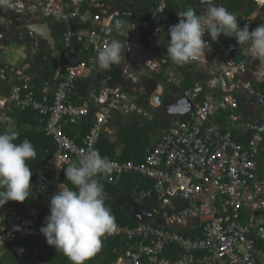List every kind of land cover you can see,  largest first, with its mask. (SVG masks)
I'll list each match as a JSON object with an SVG mask.
<instances>
[{
    "label": "built area",
    "instance_id": "1",
    "mask_svg": "<svg viewBox=\"0 0 264 264\" xmlns=\"http://www.w3.org/2000/svg\"><path fill=\"white\" fill-rule=\"evenodd\" d=\"M253 1L258 8L264 7V0ZM150 2V17L139 22L130 20L122 33L113 30L114 20L123 16V11H133L138 0H16L17 6L8 8L16 14V24H21L22 19H52L64 27L55 76L58 82L52 86L44 83L38 89L24 65L4 63L0 68V83L8 76L11 88L9 95L0 99V105L6 111L15 107L39 112L46 119L41 130L56 143V150L30 180L31 194H35L39 209H50V200L57 193L48 191V177L65 173L66 167L77 162L85 151L96 149L114 113L152 120L148 110L134 98V94L149 88L150 81L143 76L146 74L133 71L136 67L158 73L168 63L154 54L165 42L163 27L156 23L144 36L153 20L165 13L168 0ZM119 4L126 9L119 8ZM0 24L8 27L12 22L0 17ZM30 37L35 40V51L42 47L31 33ZM112 39L123 43L125 59L111 70L101 69L95 57ZM6 41V34L0 32V50L4 52H8ZM29 55L32 59L34 54ZM233 63L230 61V71L225 73L227 81L236 79ZM112 70L119 72L118 82L110 81L104 86L103 78ZM90 76L102 80L93 82L83 97L75 91V81ZM181 80L179 73L167 71L169 83L176 85ZM244 88L251 91L249 84ZM153 96L148 99V107L157 109ZM202 99L185 121L181 117L168 118L171 120L167 129L156 137L143 162L110 161L111 170L104 175L107 182L134 175L150 183L158 202V209L153 211L163 219V226L152 220L132 228L117 227L106 234L102 240L121 237L125 241L126 249L115 264H264V174L258 170L264 136L254 133L243 144L232 132L218 126L216 117L220 112L234 113L238 109L237 98L231 93H208ZM83 119L89 124L88 130L82 135L67 136L65 126H78ZM3 120H7L5 116ZM147 196L142 193L138 201ZM5 209L0 208V237L6 241L40 231L37 225L28 227V217H20L12 210L6 213ZM7 214L15 217L14 223L7 222ZM3 221L8 225L5 230ZM14 229L18 230L13 232ZM170 248L178 250V256L166 255Z\"/></svg>",
    "mask_w": 264,
    "mask_h": 264
},
{
    "label": "clouds",
    "instance_id": "2",
    "mask_svg": "<svg viewBox=\"0 0 264 264\" xmlns=\"http://www.w3.org/2000/svg\"><path fill=\"white\" fill-rule=\"evenodd\" d=\"M251 1L256 7V11L258 10L264 14V7L258 8L254 1ZM200 2L206 4L203 5V8H207L205 12L197 14L193 8L188 7L186 10L179 11V22L169 27L168 35L170 39L167 42V38L165 37L164 43L166 44L167 42L166 52L173 63L178 66L197 62L205 63L207 54L211 52L213 41H216L221 35L235 38L246 56L251 52L256 57H264V24L249 31L247 25L243 28L240 27L234 12L228 11L224 6H218L215 0H200ZM16 6V0H0V17L12 22V25L8 27H3L0 24V32L4 30L3 33L6 34L7 41H14L21 46H25L23 48L25 51H29L30 47L34 48V45H27L8 37L15 27L17 29L25 27L24 20L30 23L47 22L52 30L53 39H55L53 24H56V22H53L52 19H22L21 24L14 23L13 19L16 17V14H13L8 8L14 9ZM129 23L128 20L116 18L113 23V30L122 33L126 30ZM30 33L33 35L32 32H29V37ZM33 37L35 36L33 35ZM30 40L32 43L35 41L31 37ZM0 49H2L1 46ZM122 50L123 43L117 39H112L98 50L95 62L99 68L105 70H111L113 65L120 66L118 64L122 59H125V56H122ZM163 58L167 59L168 63L158 73L148 72L147 76L143 75L150 81L149 88L152 84L156 83V93L158 87H162L163 84L151 79L153 75H158L165 70V83L172 84L167 81V71H171L172 68L169 66L168 58ZM231 61L234 62V58ZM233 64L235 67V62ZM259 68H261L260 63ZM260 71L261 69L255 70L252 73L253 76L264 78V70ZM223 79L224 84L222 88L224 89V85L227 86L228 81L225 75ZM183 81L181 80L179 84L172 85L179 86ZM183 92L185 94L187 91ZM144 93L145 91L138 94H141L142 97ZM148 99H145L147 103ZM0 107L2 106L0 105ZM5 114L6 108L3 110L2 115H0V123L1 121L4 123ZM14 127L15 125L12 123L7 128L8 131L0 132V208L9 201L23 203L31 194L30 180L32 172L28 166V161L36 158L37 151L33 143L27 138L17 143L20 134L18 131H12ZM110 170L111 162L107 157L101 156L100 152L95 148L88 149L77 162H73L70 166L66 167V180L72 187L60 184L59 190L56 191L57 193L50 200V215L45 218L44 226L40 228V232L46 238L47 244L63 253L71 261V264H85L89 258L101 249L102 238L106 234L114 232L117 228L115 217L111 209L106 205L107 194L105 193L104 186L97 178L107 175ZM134 203L143 205L140 200ZM122 210H128L130 216V209ZM152 220L157 225L155 217L146 222ZM28 221L31 220L28 219ZM157 226H163V222ZM29 236L33 235L22 237L28 238ZM0 245H3V237H0ZM21 251L23 250L21 249Z\"/></svg>",
    "mask_w": 264,
    "mask_h": 264
},
{
    "label": "trees",
    "instance_id": "3",
    "mask_svg": "<svg viewBox=\"0 0 264 264\" xmlns=\"http://www.w3.org/2000/svg\"><path fill=\"white\" fill-rule=\"evenodd\" d=\"M150 1L151 0H138L136 7L131 8L137 16L140 15L141 20L145 21L150 17V11L153 7V5L150 4ZM193 3V0H168L165 13L162 16L158 15L156 19H159L160 24H162L163 28H166V31L168 32L170 26L179 22L178 13L181 11L180 6H185L186 8ZM221 6H224L229 11L230 9H237L238 7L244 6L242 8H246L244 14L247 16L256 10V7L251 0H221ZM119 8L126 9L122 4H119ZM194 10L197 14H201L203 7L197 6ZM81 11L85 12L86 9L83 8ZM117 18L130 21L125 16H119ZM156 19L153 20L149 27L150 29L148 28L144 36H147L151 27L157 23ZM240 24L241 23H239V25ZM240 27L243 28L241 25ZM62 31H64V27L60 22L56 21V24H53V33L55 36L54 49L51 50L44 46L37 48L36 51L33 52L34 55L32 56V62L30 57L25 62L32 76L31 82L36 84L38 89H41L44 83L52 86L53 83L58 82V80L55 79V76L57 68L60 66L58 57L60 58L63 49V45L60 41ZM165 48V45H161L156 50L155 54L160 58L166 57L167 52ZM3 64L4 63L0 64V68ZM178 68L181 69L185 78V83L181 86V89L183 91H188L191 83V78L187 77L188 70L185 72V69L182 68V66H178ZM165 74L166 71L163 70L160 74L153 75L151 79L163 84L166 81ZM8 79L9 77L5 76L0 83V87L4 86L1 95L6 96L10 93L11 88L8 85ZM101 80V77L95 76H90L83 80H77L74 85L75 91L78 92L79 95L85 97L88 94V88L92 86L93 82H100ZM164 89L166 92L167 88L164 87ZM37 98H41L39 93L37 94ZM137 104L148 110L153 119L146 120L136 115L123 116L119 114V112L114 113L112 115L113 118L109 120L107 124L106 128L108 130L100 137L98 145L96 146V150L100 152L101 156L107 157L109 161L114 160L120 163L143 162L148 154L147 152L152 147V137H158L168 127L171 119H158V110L148 107L147 100L138 96ZM3 110H5V108L0 107V115H2ZM5 117L7 120L3 124L0 123V132L7 131V128L13 123L16 129L12 131H18L20 134L17 143L27 138L36 148V158L28 161V166L32 172V180L45 164L46 159L56 150L55 140L41 130V126H44L46 119L35 110H21L12 107L10 110L6 111ZM187 118L188 116H184L179 119L185 121ZM88 127L89 124L87 123V120L83 119L78 126H65L64 131L67 136L75 137L78 136V134L82 135L85 133L88 130ZM225 129L226 128H223L222 130L224 131ZM97 178L104 186L105 193L107 194L106 205L111 209L117 227L123 228L124 226H128L132 228L137 226L136 222L130 218L128 210H122L118 206L119 201L128 200L137 202L140 195L146 193L148 196L145 199L140 200L143 206L151 210L158 209V202L151 191L150 183L141 180L139 177L134 175H124L115 183H108L104 175ZM60 184H66L68 187H72V185L66 180L65 173L58 175L51 174L48 177V191H58ZM34 195L35 194H30V197L23 203L9 201L4 207L8 210L14 211L16 215L23 218L34 214L37 210L40 211L41 215L35 219L39 222L37 226L40 229L45 223L43 219L50 215V209L43 206L39 209V205ZM37 239H41L47 244L46 238L40 231ZM105 240H102L101 249L89 258L85 264H115L119 256L126 249L125 241L121 237H117L116 239H109L108 237L106 243H104ZM50 247L55 250V252H45L44 246L39 245L34 237L21 238L13 242L5 241L4 244L0 246V264H23L25 260H29L30 264H71V261L63 253L57 251L52 246ZM21 249L23 251H21ZM168 250H170V252H166V255L174 254L175 257L178 256V250H175V252L174 248L173 250L172 248Z\"/></svg>",
    "mask_w": 264,
    "mask_h": 264
},
{
    "label": "crops",
    "instance_id": "4",
    "mask_svg": "<svg viewBox=\"0 0 264 264\" xmlns=\"http://www.w3.org/2000/svg\"><path fill=\"white\" fill-rule=\"evenodd\" d=\"M193 2L194 3L191 6L190 5L188 6L195 9L197 6L194 0ZM216 4L218 6H221V0L216 1ZM242 7H238L237 9H230V12H234L236 14L238 23H241L240 25L242 27L247 25L249 27V31H252L257 26L264 24V14L260 13L258 10L257 11L255 10L252 14L247 16L244 14L246 8H242ZM187 8L188 7L185 8V6H180L181 11ZM206 9L207 8H203L201 13L205 12ZM136 18L138 20H141L140 15L138 17L136 15ZM156 22L160 24L159 19H156ZM160 25L162 26V24ZM163 30H164V35H162L163 40H165L166 37L168 42L170 36L168 35L166 28H163ZM167 42L166 44L164 42L162 43L163 45H165L166 47L165 49H167ZM227 52L231 54L232 58L230 59V61L233 60V58L235 59L237 55L246 56L244 52L241 50L240 46L237 44L235 38L221 35L216 41H213V46H211V52L207 54L205 63H200V62L189 63L182 66V68L185 69V72L188 70L187 77L191 78L190 88L187 92H185V96L192 99L194 101L195 106L203 101L202 99L203 96H205V94L208 92H212L215 95H220L224 93L222 88L224 84L223 77L226 72L230 71L229 68L230 61L228 64H226L222 61L223 60L222 58ZM166 57L169 60V66L172 68V70H175V73H179L182 77V80H184L182 84L178 86L179 88L172 86V84H167V83H163L162 87H158L157 93H160L161 96H163L167 100V99H174L176 98L175 94L181 93L178 89H181V86L185 83V78L181 72V69L178 68V65L173 63L172 60L168 57V55ZM246 59L248 62L250 60L252 61L256 59L259 60L261 68L258 67L255 68V70L261 69L260 72L264 70L262 69L264 67V57H256L252 55L251 52H249V54L246 56ZM4 63H8V62H4ZM23 65L27 67L25 62H23ZM241 69L244 70V74L240 75ZM232 72L235 74L236 79L234 81H228L226 89L229 90V92L237 98L236 100L239 103L238 109L234 113H231L230 111H225L223 113H220L216 118V123L220 128L222 129L226 128L225 129L226 131L232 132L233 136L238 142L245 144L254 133H261L264 136V131L261 132L255 129V127L260 128L263 125L261 119L262 116L264 115L263 114L264 107L260 108V106H264V103L260 104L261 102L259 103L258 99L260 97V94L264 90V88H260V85L264 83V78L254 77L252 74L251 67L248 66L244 67V65L241 66L236 65L232 69ZM27 74L31 76L28 67H27ZM245 84H249L250 86L255 85V91L254 92L247 91L244 88ZM3 87H0V99L3 97H7L9 95V94L6 96L1 95V91ZM163 87L167 88L166 92ZM201 87H205L204 90H201L202 89ZM194 90L195 91L201 90L198 93L199 94L198 96L195 95ZM112 138L114 139L113 136ZM258 170L260 174H264V144L261 148V152L258 158ZM109 239H114V238H109ZM106 240L104 241V243H106Z\"/></svg>",
    "mask_w": 264,
    "mask_h": 264
},
{
    "label": "water",
    "instance_id": "5",
    "mask_svg": "<svg viewBox=\"0 0 264 264\" xmlns=\"http://www.w3.org/2000/svg\"><path fill=\"white\" fill-rule=\"evenodd\" d=\"M200 0H195V3H198ZM218 0H215V3ZM201 3V2H200ZM202 5H206L201 3ZM122 15L126 16L129 20L131 21H136L139 22V20L136 18V15L133 11H123ZM24 24L25 27L19 28L17 29V27H15L11 33H9L8 37L9 39H13L15 41H19L22 43H25L27 45H34V42L32 43L29 37V32H32L33 35L41 40H44L46 45L49 46L52 50L54 49V39H53V35H52V30L49 26V24L47 22H43V23H30L26 20H24ZM1 31V29H0ZM2 32H4V30H2ZM231 58V54L229 52H227L224 57L222 58L224 63H227L229 61V59ZM235 64L236 65H244V66H248L251 67L252 69V73L255 72V68L259 67V60H250L249 62L246 59V56L243 55H237L236 58L234 59ZM118 71L116 70H112L110 73H107L104 78H103V82H104V86H107V83H109L110 81H114V82H118ZM201 90H204L205 87H201ZM260 88H264V83H262L260 85ZM157 90V85L152 84L150 88L146 89L144 95L142 96L143 99H148L149 96H153V101L154 103L157 105L158 108L164 109L166 111V113L168 114L169 118H178V117H182L184 115H187L189 113H191L194 109H195V104L194 101L188 97L185 96L183 91L181 92V96L180 98L177 99H168L166 100L163 96H161V94H157L156 93ZM195 91L194 93L195 95H199L198 93L201 91ZM250 90L252 92L255 91V85H251L250 86ZM224 93H230L229 90L227 89H223ZM259 103L262 104L264 103V90L262 91V93L260 94V97L258 99ZM264 106H260V108H262ZM264 114V111H263ZM262 122L263 125L259 128V127H255V129L257 131H264V115L262 116ZM118 206L121 209H130V217L132 218L133 221H135L138 224H143L145 223L147 220L155 217L156 219V223L157 225H161L163 220L161 218V216L159 215H154L155 213L143 206V205H138L132 201H119L118 202ZM7 222L9 224H12L15 222V217L14 216H9L7 217ZM28 226H32L33 222L32 221H28L27 222Z\"/></svg>",
    "mask_w": 264,
    "mask_h": 264
},
{
    "label": "rangeland",
    "instance_id": "6",
    "mask_svg": "<svg viewBox=\"0 0 264 264\" xmlns=\"http://www.w3.org/2000/svg\"><path fill=\"white\" fill-rule=\"evenodd\" d=\"M4 46H5L6 49H8V52H4V50H0V62L1 63H4V62L12 63L14 66H20V64L23 65V62H26L27 59H29V56H30L29 54H32L33 50H34L33 47H30L29 51L26 50L24 52L23 48H25V46H21V45H19L18 43L14 42V41H9ZM30 60L32 62V59H30ZM133 71L139 72V73H142V74H146V75L149 74L147 72V69H138V68L134 67ZM138 96H141V94H138V93L134 94V98L135 99H138ZM157 116H158V113H157ZM158 118H160V117L158 116ZM1 123L3 124V121H1ZM155 140H156V136H153L152 139H151L152 145L154 144ZM4 211L6 213H10V211L8 209H5ZM8 215L9 214H7L5 216V219H6V217ZM40 215H41V212L37 210L34 214L29 216V220H31L33 222V226H32L33 228H36V225L39 224V222L37 220H35V219L38 216H40ZM43 221L45 222V218L43 219ZM3 222H4L5 228H3V227L2 228L5 230L6 228H8V225L6 224L5 221H3ZM38 235H39V232L37 231V234H34L33 236H29V237H34L37 240V243L39 245L44 246L45 252H55V250H53L48 244H45L44 241H42L41 239H37ZM1 237H3V244H4V242L6 240H5L4 236H1ZM22 238H25V237H22ZM18 239H21V238H18ZM18 239H15V240H18ZM23 264H30V261L29 260H25L23 262Z\"/></svg>",
    "mask_w": 264,
    "mask_h": 264
},
{
    "label": "flooded vegetation",
    "instance_id": "7",
    "mask_svg": "<svg viewBox=\"0 0 264 264\" xmlns=\"http://www.w3.org/2000/svg\"><path fill=\"white\" fill-rule=\"evenodd\" d=\"M195 1V0H194ZM196 6H201V7H203V5L200 3V1L198 2V3H196ZM35 39L37 40V41H39L40 42V44L41 45H43L44 47H46L47 45H46V43H45V41L44 40H41V39H39V38H37V37H35ZM10 40H8V41H6V43H8ZM5 43V44H6ZM174 72H175V70H173ZM172 86H174V85H172ZM175 87H178V86H175ZM179 88V87H178ZM179 91H181L182 89H178ZM128 91H130V93L132 92V89H128ZM137 92V91H136ZM133 93V92H132ZM134 94V93H133ZM181 95V93H177V94H175V97L176 98H179L180 97V95ZM157 112H158V116L161 118V120H164V119H168L169 118V116H168V114L166 113V111L164 110V109H161V108H157Z\"/></svg>",
    "mask_w": 264,
    "mask_h": 264
},
{
    "label": "bare ground",
    "instance_id": "8",
    "mask_svg": "<svg viewBox=\"0 0 264 264\" xmlns=\"http://www.w3.org/2000/svg\"><path fill=\"white\" fill-rule=\"evenodd\" d=\"M157 110V109H156ZM225 112V111H224ZM13 232H16V229L13 230Z\"/></svg>",
    "mask_w": 264,
    "mask_h": 264
}]
</instances>
